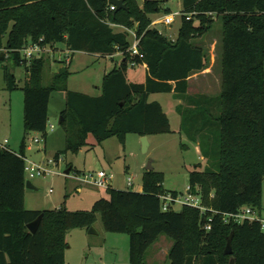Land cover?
Returning <instances> with one entry per match:
<instances>
[{"label": "trees", "instance_id": "1", "mask_svg": "<svg viewBox=\"0 0 264 264\" xmlns=\"http://www.w3.org/2000/svg\"><path fill=\"white\" fill-rule=\"evenodd\" d=\"M182 3L181 27L173 42L152 27L151 16L172 15L164 1L147 0L141 7L137 0H125V9L112 11L109 0H0V47L27 73L22 88L26 135L20 151L0 145V264H66L68 232L90 230L98 216L106 232L130 236V264H148L147 253L161 236L172 241L170 264H230L232 258L235 264H264L263 221L238 222L232 217L245 207L256 214L263 210L264 0ZM218 19L222 22L221 92L215 98L192 96L190 78L208 69L210 62L196 40L207 35ZM115 26L125 32H116ZM130 31L140 40L139 55L131 51ZM36 43L53 49L64 45L73 55L120 54L123 60L105 75L102 95L92 97L69 90L71 64L64 62H59V70L45 86L47 59L28 60L22 55ZM131 65L147 67L145 83L128 81ZM5 81L9 92L18 89L8 70ZM57 92L66 94L61 124L66 145L56 154L57 163L69 152L80 153L91 136L98 144L117 138L125 145L130 134L142 138L172 134L163 106L150 97L170 94L185 102L188 121H201L188 137L199 146L207 166L190 172L189 187L205 210L183 206L180 211L173 207L165 211L162 197L179 194L167 191L164 174L154 170L144 173L143 192L111 186L109 199L97 200L91 211L27 210V136L40 133L47 141L49 105ZM213 108L219 112L214 123L205 115ZM41 215L38 231L30 233L27 226ZM232 234L233 254L226 255Z\"/></svg>", "mask_w": 264, "mask_h": 264}, {"label": "rangeland", "instance_id": "2", "mask_svg": "<svg viewBox=\"0 0 264 264\" xmlns=\"http://www.w3.org/2000/svg\"><path fill=\"white\" fill-rule=\"evenodd\" d=\"M143 5L147 0H137ZM164 1V8L169 9L175 16L174 25L167 27L158 24L156 27L166 34L173 42L175 35L181 27V15L183 11L182 0H152ZM177 14H180L177 16ZM166 15L153 18V23L161 21ZM152 27L155 26L152 24ZM116 32H125L123 27L115 26ZM130 41L133 42V33L130 31ZM221 37L222 22L216 20L210 32L196 43L204 46L209 57L210 71L207 75H197L191 82L189 94L208 95L215 98L221 92L222 67H221ZM5 44V43H4ZM54 55H46L47 65L44 72V85L49 86L53 73L59 70V50L65 51L64 45H58ZM0 145H8L11 151H18L19 146L14 141H20L24 135V94L22 88L27 79L24 66H16L10 55L0 47ZM62 56H64L62 54ZM122 57V55H120ZM52 65V67H51ZM115 64L112 60L96 58L93 55L77 53L74 64L71 67L72 76L69 79L68 87L71 91L87 94L92 97L102 95L103 78L112 72ZM15 75L18 89L9 92L6 89L5 72ZM193 75V76H194ZM132 80L131 76L129 77ZM141 83V79L136 81ZM61 93V92H60ZM60 96L53 94L51 99V115L47 141L43 134L32 132L27 136L26 158L48 170L46 176L30 179L26 174V182L30 181L36 190L25 189L24 205L30 211H50L65 208L71 212L91 211L95 202L99 199H109L107 189L93 185H86L77 180H82L88 172H107L113 179L109 184L113 188L136 190L142 186L143 175L149 163H152L153 170L164 174V188L170 192H177L180 197H185L190 184V172L205 169V162L201 159L197 144L192 142L188 134L195 133L200 125L188 121V107L185 102L180 104L173 95L156 94L150 97L151 102L160 103L168 115L174 133L167 135L151 136L149 147L145 152L143 149L142 137L135 134L127 136L125 145H122L117 138H111L102 144H98L91 136L88 146L80 153L71 152L63 155L59 163L55 161L57 153L65 150L66 136L60 124L62 111L66 104L60 100ZM219 110V109H218ZM201 111V110H200ZM202 109V113H203ZM205 115L214 123L219 116L216 108L205 112ZM194 124V126H193ZM213 125L212 133L216 129ZM53 127V128H52ZM183 127V129H182ZM38 139L40 142L36 143ZM202 165L201 168H197ZM70 171L67 175L66 172ZM129 178H133L134 188L127 185ZM133 190V191H134ZM181 206L175 207L176 211ZM261 213V215H260ZM257 214L255 219L264 221V209ZM96 234H90L87 229L70 230L66 241L68 248L65 252L66 264H130V236L127 234H112L104 230L100 216L93 227ZM163 241H171L167 236H161L156 245L147 253L148 264H157L152 261L157 249ZM161 264H170L164 256L159 260ZM159 263V264H160Z\"/></svg>", "mask_w": 264, "mask_h": 264}, {"label": "built area", "instance_id": "3", "mask_svg": "<svg viewBox=\"0 0 264 264\" xmlns=\"http://www.w3.org/2000/svg\"><path fill=\"white\" fill-rule=\"evenodd\" d=\"M110 6H111L112 11L117 10V7L115 5H110ZM178 15H180V14H177V16ZM188 20H190V18H188ZM175 21L176 20H175L174 15H168V16H165L161 21H158L154 24H163L167 27H170V26L174 25ZM133 39L134 40H133V45H132L131 51L134 55H139L140 54V50H139L140 40L137 38L135 33H133ZM55 50H58V49H53L50 46H42L39 43H36V44H31L27 48H25L22 51V55L24 58H26L28 60L33 59V58H44V57L46 58V55H52V57H53ZM56 53H58L60 56L58 58V60L60 62H64L66 64H71L72 59H73V53L71 51L66 49L65 51L59 50V52H56ZM62 54L64 56H62ZM35 142L39 143L40 141L38 139H36ZM25 162H26L25 172L27 175H29L30 179H34L36 177H41V176H46L49 173L46 168H44L41 165H38L36 163L29 161L27 158H25ZM78 177L76 179L79 180L80 182H82L83 184L93 185V186H96L99 188H104L107 190L111 187L109 184L110 180L113 179V176L112 175L110 176L105 171H100L98 173L88 172L87 174L84 175V178L82 180H80V178H78ZM133 181H134L133 178H129L127 181V185L131 188H134ZM190 191H192V190L189 187L185 197H180V196L173 197V195H171V194L163 196L162 200L164 202V204H163L164 210L167 211L171 207L175 208L177 205H180L181 207L189 206L192 208H199L201 210H205V208L202 206V202H201L200 198L197 195H194ZM256 216H257V214L254 211H252V209H250L249 207H245V208H242V210L238 214H236L232 217L238 222H243L246 219L257 220V219H255ZM263 225H264V221H263ZM207 230H211L210 225L207 227Z\"/></svg>", "mask_w": 264, "mask_h": 264}, {"label": "crops", "instance_id": "4", "mask_svg": "<svg viewBox=\"0 0 264 264\" xmlns=\"http://www.w3.org/2000/svg\"><path fill=\"white\" fill-rule=\"evenodd\" d=\"M143 5H141V7H142ZM157 16H159V15H155V16H151V18L153 19L154 17H157ZM157 22V21H156ZM155 23V22H154ZM153 23V25L155 26V28H157L158 29V27H156V25H158V24H154ZM159 30V29H158ZM160 31V30H159ZM178 35H179V32L175 35V39H177V37H178ZM77 54V53H76ZM75 54V55H76ZM83 54H85V53H83ZM75 55H73V59H72V62H71V67L73 66V64H74V60H75ZM86 55H88V54H86ZM94 57H96V58H103V57H101V56H99V55H93ZM103 59H109V60H112L113 62H114V64H115V67H119L120 66V64H121V62H122V60H123V58L120 56V54H116L115 56H113V57H107V58H103ZM51 67H52V65H51ZM71 67H70V71H71ZM210 71V68H208V69H206L204 72H202V73H199L198 75H207L208 73L207 72H209ZM56 73V72H55ZM55 73H53L52 75H54ZM107 75V74H106ZM71 76H72V74H71ZM71 76H70V78H71ZM131 76V78H132V80H130L129 79V77ZM147 76H148V69H147V67L146 66H143V65H140V66H135V65H131V67H130V69H129V71H128V74H127V78H128V81L129 82H131V83H137L136 81L137 80H139V79H141V81H143V82H141L140 84H143V83H145L146 82V80H147ZM196 76L197 75H194V76H192L191 78H190V80H189V83H190V85H191V82L196 78ZM105 77V76H104ZM69 78V79H70ZM103 80H104V78H103ZM69 82V81H68ZM69 88V87H68ZM22 90V89H21ZM70 90V89H69ZM71 91V90H70ZM23 92V91H22ZM74 92V91H73ZM56 94H58L59 96H60V100L62 101V102H65V104H66V94L64 93V92H57ZM53 96V95H52ZM52 99V98H51ZM180 102V104H183L182 103V101L181 100H179ZM50 106H51V102H50V105H49V117H50V115H51V110H50ZM62 113H63V111H62ZM23 117H24V113H23ZM53 128V127H52ZM25 135H26V131H25V127H24V135L22 136H20V137H23L22 138V140L21 141H23V139H24V137H25ZM47 135H48V132H47ZM66 136V135H65ZM149 138L150 137H148V140H149ZM12 142L14 143V145H18L19 146V148H18V151H15V153H18L19 151H20V147H21V144H20V141H19V139L18 140H16V141H14L13 139H12ZM22 143V142H21ZM1 147H5L6 149H9V150H11L10 148H9V146L8 145H1ZM197 147H198V150H199V153H200V155H201V151H200V148H199V146L197 145ZM14 152V151H13ZM201 159L205 162V167L207 166V160L206 159H204V158H202V156H201ZM201 167H202V165H200ZM115 189H118V190H127V189H119V188H115ZM134 190V189H133ZM135 192H143V186H140L138 189H136V190H134ZM263 209H264V189H263ZM260 215H261V213H260ZM159 240V239H158ZM158 240H157V242H158ZM157 242L152 246V247H154V246H158V245H156L157 244ZM171 246H172V241H163L162 243H161V245H160V247L157 249V251H156V253H155V255L153 256V258H152V261H154V260H156V263L157 264H159L160 262H159V260L160 259H162V257L164 256V258H165V261H166V259L168 258V255H169V250H170V248H171ZM151 247V248H152ZM161 264V263H160Z\"/></svg>", "mask_w": 264, "mask_h": 264}, {"label": "water", "instance_id": "5", "mask_svg": "<svg viewBox=\"0 0 264 264\" xmlns=\"http://www.w3.org/2000/svg\"><path fill=\"white\" fill-rule=\"evenodd\" d=\"M125 0H109V4L110 5H115L117 7L118 10H121V9H125V4H124ZM1 60H4V55H1L0 57ZM63 117L61 116L60 118V124H62L63 122ZM142 141H143V149L144 151L146 152L148 147H149V140H148V137H143L142 138ZM70 171H67L66 174L69 175L70 174ZM147 171H153V167H152V163H149L148 167H147ZM26 188L29 189V190H36V188L34 187V185L28 181L26 182ZM192 192L194 195H197V192L195 190H192L190 191ZM42 220H43V215H41L36 221L32 222L31 224H29L27 227H28V230L30 233L32 234H35L41 223H42ZM90 234H96V232L94 231L93 228L90 229ZM233 238H234V234H232L230 237H229V240H228V243H227V246H226V249H225V254L226 255H232L233 254ZM230 264H235V259L232 258L230 260Z\"/></svg>", "mask_w": 264, "mask_h": 264}]
</instances>
